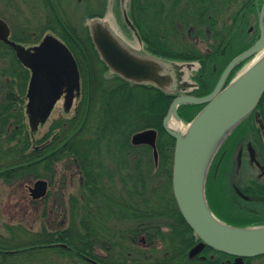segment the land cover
I'll use <instances>...</instances> for the list:
<instances>
[{"label": "trees", "instance_id": "1", "mask_svg": "<svg viewBox=\"0 0 264 264\" xmlns=\"http://www.w3.org/2000/svg\"><path fill=\"white\" fill-rule=\"evenodd\" d=\"M40 1L46 14L42 32L51 30L73 53L80 71V94L73 115L56 121L55 130L39 139V146H34L32 132L24 122L23 108L29 69L11 47L0 42V182L24 179L27 183L32 178H48L52 183L58 164L71 161L80 175V227L41 230L25 244L0 236V264H12L11 258L21 256V264H34L33 258L49 252L73 259L75 264H93L91 260L120 264L125 257L127 262L138 264H218L217 260H210L209 254L223 259L222 252L208 246L200 252L207 256L206 261L187 258L186 248L197 237L184 222L172 195L174 138L162 128V119L174 93L151 83L125 80L113 72L110 78H105L109 68L92 43L89 25L77 27L70 17L61 13L59 0ZM178 1L129 0V16L142 33L150 54L192 61L189 64L195 70L194 82L186 84L181 91L201 96L213 89L231 58L255 40L225 56V50L233 49L234 39L241 35L248 18L246 13L254 9L258 0H252L250 6L247 4L251 0H181L179 4ZM99 2L103 4L104 0H97L101 6ZM96 16L100 14L87 13L90 19ZM35 32L32 44L41 39L40 31ZM11 38L20 41L14 35ZM201 43L208 47L207 51L201 49ZM241 65L232 70L228 80ZM201 107L180 105L178 114L182 121L188 122ZM251 119L252 114L227 137L205 183L212 212L220 220L242 227L264 224V179L246 181L238 187L239 192L232 189L233 200L227 199L222 195L215 165L237 129ZM146 128L158 132L157 165L150 147L133 145L130 141L134 132ZM5 154L10 155L8 159H4ZM69 200H74V194ZM161 219L179 225H171L170 233L177 240L169 243L168 254H163L161 248L146 246ZM157 231L161 240L166 234ZM183 231L188 233L185 242L181 239ZM245 261L249 263L251 258Z\"/></svg>", "mask_w": 264, "mask_h": 264}, {"label": "water", "instance_id": "2", "mask_svg": "<svg viewBox=\"0 0 264 264\" xmlns=\"http://www.w3.org/2000/svg\"><path fill=\"white\" fill-rule=\"evenodd\" d=\"M126 21L130 23L128 18ZM89 30L101 60L113 73L134 83H151L166 92H176L162 119V128L174 138L173 198L183 220L200 241L190 249L189 256L196 255L204 246L233 256L232 264H243L244 258L264 255V224L242 227L220 220L210 209L205 194L206 177L214 156L264 94V0L259 9L257 38L228 62L212 91L202 96L178 93L174 74L162 60L154 55L134 52L97 18L91 20ZM9 35V26L0 17V41L11 46L30 71L26 113L33 132L47 120L63 94L64 109L71 108L80 92V73L68 46L54 35L46 34L30 48L12 41ZM255 56L250 65L226 84L237 65ZM184 104L203 106L183 131L171 128V117L182 122L177 109ZM156 140L157 130L154 128L131 135L133 145H147L152 149L155 165L158 162ZM47 190L48 182L44 179L36 180L29 187L33 199L44 197Z\"/></svg>", "mask_w": 264, "mask_h": 264}, {"label": "rangeland", "instance_id": "3", "mask_svg": "<svg viewBox=\"0 0 264 264\" xmlns=\"http://www.w3.org/2000/svg\"><path fill=\"white\" fill-rule=\"evenodd\" d=\"M59 1L62 3V7H60L61 13L64 12L70 17L77 27L80 28L86 24H90L92 18L90 19L87 17L88 11L96 12V14H100V16L94 18H97L107 25L127 47L138 54L152 55L145 49L142 41V33L139 32L132 20H130L131 18L128 11L129 0H104L103 4L99 2L101 6L97 3V0H88V3L85 0ZM180 1L181 0L178 1V4ZM250 3L253 4L254 1L251 0L247 6H250ZM261 3L262 0H258L254 9H250L246 13L248 18L246 19V24L242 29L241 35L234 39V43L232 44L234 47L233 49L229 47V49L225 50V56L230 55L233 51L245 46L247 43L250 44L253 38H257L258 13ZM87 6H89V8H87ZM45 16L46 14L40 0H0V17L8 23L11 28L12 36L14 35L16 39L20 40L18 42L24 47L32 45L31 38L33 39L36 36L35 31H40L38 34H40L39 36L41 37L45 34H52L59 38L51 30L42 32L41 26L45 23ZM127 18L130 23L126 21ZM199 46H201L203 51H207L206 49L208 47L206 48L204 43H201ZM159 59L164 62L169 71L173 72L177 89L183 88L184 84L191 85L194 82L195 70L191 69V65L189 64H192V61L176 58ZM255 59L256 56L246 60L229 79V82ZM194 64L193 66H197V63ZM111 75L112 71L110 70L104 73L105 78H110ZM14 78L15 83H17V77ZM29 78L30 72L26 80L25 93ZM262 97H264V94ZM63 101V98L59 99L47 120L40 123L36 130L32 132L34 138H31V140L34 146H39L38 140L45 134L55 130L56 121L70 118L73 115L78 97L74 99L72 108L68 111L64 109ZM25 103H27V101L24 102L23 108L26 107ZM24 110V122L28 129L30 128L29 119L25 108ZM251 124L252 122L249 120L238 128L234 133L233 139L229 140L231 141L237 138L234 142V144L238 142L236 148L233 147V152L231 151L225 154V158H222L220 164H218V159L215 165V170L217 169L216 172L219 171L218 178L220 180L222 195L227 199L233 200L231 194L233 187L238 188L247 180L257 178L258 176V171L253 165L250 167L247 165L245 168H238V166L235 165L239 147H245L247 142L253 141V137L249 132L247 133V131H245V127L248 125L251 126ZM229 144L230 143L224 147L223 151H225V149L228 151L227 147ZM6 155H8V157H6ZM9 156V154H5L3 157L4 159H8ZM66 162L65 164H58L55 168V173L52 175V183H50L48 178H43L48 181V193L44 199L39 201L32 200L27 191V187L32 186V182L38 179L32 178L33 180L27 183L24 182V179H16L9 183L4 181L0 182V236L14 239L19 243L25 244L28 241L31 242L43 230H59L67 227H72L71 230H73V226L74 229L80 227L78 224L81 213L79 198L82 195L78 192L80 179L78 173L79 169L71 161ZM1 163L2 162H0V164ZM160 180L163 181L161 177ZM233 182L236 183L237 187L232 185ZM163 191L164 190H162V192ZM76 192L78 193L75 194ZM71 194H74V200L69 202V196ZM233 205L235 206L234 202ZM74 234L76 235V233ZM195 240L196 238L194 241ZM196 242H194L193 245ZM32 260L36 261L34 264H75L73 259L56 256L53 252L35 257ZM37 261L40 263H37ZM11 262L12 264H21L23 262L22 256L11 258ZM249 264H264V255L251 258Z\"/></svg>", "mask_w": 264, "mask_h": 264}, {"label": "flooded vegetation", "instance_id": "4", "mask_svg": "<svg viewBox=\"0 0 264 264\" xmlns=\"http://www.w3.org/2000/svg\"><path fill=\"white\" fill-rule=\"evenodd\" d=\"M258 20H259V18H258ZM9 29H10V38H11L12 33H11L10 26H9ZM257 29H258V22H257ZM17 43H19V42H17ZM63 96H64V94L62 95V98H63ZM24 100H25V98H24ZM252 118L253 119L250 120L252 122L251 126H249V125L246 126L245 131H247V133L249 132V134L253 137V141L247 142V145H245V147H241V148L239 147L238 152H237V156H236V164L235 165L238 166V168H245V167H247V165L249 167L251 165H253L258 171L257 178L264 179V99L259 101L257 108L252 112ZM236 140H237V138L234 140H231L229 142L232 145H230V144L228 145V147H227L228 151L225 149V151L221 152L218 164H220L222 158H225V154L230 153L231 151L233 152V150H232L233 147L236 148L237 143H238L237 142L234 144V142ZM257 178H255V179H257ZM250 180H252V179H250ZM233 185H235V184H233ZM233 189L236 192H239V188L233 187ZM27 191H28V187H27ZM160 222L161 223H158L156 226L160 231H162L163 234L165 233L166 235L163 236L160 240L159 239L160 237L158 236L159 231H157L158 230L157 229L156 231H154V235L152 236V240L148 241L146 246H154V247H157V249L161 248L162 253L165 252L166 254H168L169 253V249H168L169 243L171 242L172 239H173V241L175 239L177 240V237H173L172 236L173 233H170L171 225L172 226H173V224L175 226H179V225H176L175 223L171 222V220H167V219H161ZM179 228H181V227H179ZM187 236H188V233L183 231V233L181 235L182 241L185 242ZM199 242L200 241L197 240V242L194 245L186 248L187 258L199 259L201 261H206L207 256L200 254V252L202 250L194 256H189L190 249L192 247H194L196 244H198ZM146 250H148V249H146ZM148 251H151V250H148ZM222 254H223L222 256H224L223 259H221V257H219L218 255H214V254H209V258H210V260H217L219 262L218 264H232L234 262L233 256H230V255H227L224 253H222ZM245 260L246 259H244L243 264H249V263H246ZM91 262H93V264H100V263H97L96 261H93V260H91ZM120 264H138V263L137 262H127V257H125V259L123 261H121ZM170 264H176V263H170ZM177 264H180V263H177Z\"/></svg>", "mask_w": 264, "mask_h": 264}, {"label": "bare ground", "instance_id": "5", "mask_svg": "<svg viewBox=\"0 0 264 264\" xmlns=\"http://www.w3.org/2000/svg\"><path fill=\"white\" fill-rule=\"evenodd\" d=\"M263 53V51L261 52V53H259V55H258V57H260L261 56V54ZM257 57V58H258ZM169 126L171 127V128H174V129H180L181 131H183L185 128H186V126H184L183 124H182V122H180L178 119H176L175 117H171L170 118V120H169Z\"/></svg>", "mask_w": 264, "mask_h": 264}]
</instances>
